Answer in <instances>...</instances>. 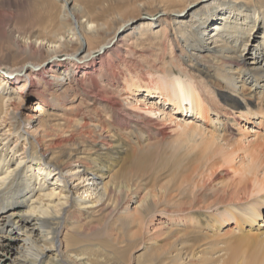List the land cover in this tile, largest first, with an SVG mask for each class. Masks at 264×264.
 I'll return each instance as SVG.
<instances>
[{
  "label": "bare ground",
  "instance_id": "bare-ground-1",
  "mask_svg": "<svg viewBox=\"0 0 264 264\" xmlns=\"http://www.w3.org/2000/svg\"><path fill=\"white\" fill-rule=\"evenodd\" d=\"M0 41V264H264V0H0ZM138 119L171 194L113 170ZM105 209L147 237L68 235Z\"/></svg>",
  "mask_w": 264,
  "mask_h": 264
},
{
  "label": "rangeland",
  "instance_id": "rangeland-1",
  "mask_svg": "<svg viewBox=\"0 0 264 264\" xmlns=\"http://www.w3.org/2000/svg\"><path fill=\"white\" fill-rule=\"evenodd\" d=\"M4 10L6 11V6H3ZM12 12V11H11ZM15 16V14H13ZM12 20V19H11ZM6 21L4 24V29L9 27L11 24H17L18 25V19H16V17H14V22L13 21ZM3 40V39H2ZM4 41V40H3ZM1 42V41H0ZM254 42V41H253ZM251 56H246V62H248V60H250ZM129 59V58H128ZM158 62V61H156ZM173 63L172 61H169V59H167V64L169 66V64ZM141 65V64H140ZM221 91V90H220ZM223 91V90H222ZM132 101H135V98L130 99ZM33 102L32 96H30L28 98V100H25L22 103V106H19V110L21 113H26L30 104ZM77 102V101H76ZM123 107L126 106V108L128 107V105H126L124 102H122ZM156 105L158 106V104L156 103ZM119 107H121V105H118ZM82 107H77L75 110H81ZM52 109H55L52 108ZM119 112L114 111L112 114L113 118L115 119V121L118 123V114ZM191 119V118H190ZM193 119V117H192ZM195 122H198L197 119H193ZM133 122H137V121H133ZM200 123L201 126L205 127V124L203 122H198ZM137 124V125H136ZM172 126V123L167 124ZM206 128V127H205ZM120 131V132H119ZM143 131V133L148 132V126L145 125L144 123L140 122V119H138L137 123H134V125L132 124V131H129L128 136H126L127 133H122L123 129L115 131V139L118 140L117 143H120L121 145H123L127 151L131 150V144L130 143H135V146L137 144L136 141H140L141 145H145L146 141H141V132ZM124 134V135H123ZM174 132L170 131L169 129V133L166 134L165 139L161 142V143H154L153 141H155L154 139L150 141V145L149 146H145L143 148H140L141 150H139L137 156L133 157V153L129 152L123 153V152H119V150H117L116 148H114L115 151V157L116 159H119V164L114 166L113 170H118L122 165H123V170L127 171V173L129 174V178H130V182L132 184H135L136 186L139 185L140 188H144L147 189L149 187L153 188L155 191L161 186V184L163 183V186L167 187V192H169L171 194V191L169 190L170 185H171V180L166 181L167 179H171V177H166V175L173 169H176V171L179 172H183L184 171V167L183 165H186L187 163L191 165L195 164V157L193 155V152L191 153L190 156H188L187 158L186 155H184V153L186 152V146L184 145V143L179 144V146H177L176 144L173 143L174 138ZM250 137H252L250 135ZM249 137V138H250ZM172 146L174 147V150L172 152H170V149L172 148ZM169 151V152H168ZM166 159V161H170L171 164L176 163L175 165H173L174 168L171 167V164L164 161V164L166 165V167H163L162 164V159ZM193 160V161H192ZM161 162V164H160ZM221 168H218V171ZM192 172L190 167L186 168V173H190ZM192 177L196 178L197 176V171L192 172ZM181 178L179 177L178 180H180ZM63 184V182H61V185ZM202 182L200 183V186H202ZM153 186V187H152ZM197 190H202L201 187L198 188ZM85 196V194H84ZM130 196V195H129ZM172 207V206H169ZM106 211L105 214L99 213V212H94L91 214H86L87 217H81L84 220H90L91 223L88 224L86 223V226L84 227V230L82 229H78L75 230L74 233H70L68 235H73L76 237H93V241L91 242V245H89L90 249L93 250H99L102 252V254H106L108 252H114L115 255L118 253H121L122 250L120 248H116L114 245H107L104 246V248L101 247V241L103 239L112 242L113 243V238L112 237H116L115 234H118V237H124V239L127 241L128 237H147L148 232H147V226H148V222L146 220L145 223V227L142 228L141 226V235H140V230L137 227L136 223H130L128 220H123V219H118L120 218L118 214L113 213L112 211L109 212L110 209H105ZM158 210H160V206L155 208L153 210V213L156 214V216H158ZM109 212V213H108ZM152 213V214H153ZM155 216V217H156ZM264 217V214L260 217L259 220H261V218ZM115 220H117L115 222ZM134 230V234L135 236H130V231ZM60 237H63V233L60 235ZM127 237V238H126ZM202 237V236H201ZM143 251H147V249L143 248L141 246V248H139V246L131 249V256L134 259L135 257H140L143 256L142 253ZM47 260V258H45ZM44 264V262H43Z\"/></svg>",
  "mask_w": 264,
  "mask_h": 264
}]
</instances>
